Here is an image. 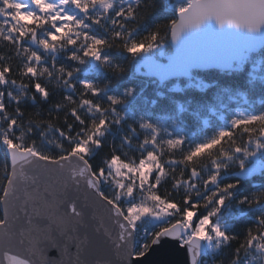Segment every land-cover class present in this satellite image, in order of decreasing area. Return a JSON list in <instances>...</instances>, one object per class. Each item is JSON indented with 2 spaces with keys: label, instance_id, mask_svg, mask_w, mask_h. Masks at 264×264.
<instances>
[{
  "label": "snow or ice",
  "instance_id": "obj_1",
  "mask_svg": "<svg viewBox=\"0 0 264 264\" xmlns=\"http://www.w3.org/2000/svg\"><path fill=\"white\" fill-rule=\"evenodd\" d=\"M0 153V264H264V0H0Z\"/></svg>",
  "mask_w": 264,
  "mask_h": 264
},
{
  "label": "water",
  "instance_id": "obj_2",
  "mask_svg": "<svg viewBox=\"0 0 264 264\" xmlns=\"http://www.w3.org/2000/svg\"><path fill=\"white\" fill-rule=\"evenodd\" d=\"M46 223L45 221H41V224ZM172 259L171 256L168 255L165 249H156L145 259L144 264H164L166 261H170Z\"/></svg>",
  "mask_w": 264,
  "mask_h": 264
},
{
  "label": "trees",
  "instance_id": "obj_3",
  "mask_svg": "<svg viewBox=\"0 0 264 264\" xmlns=\"http://www.w3.org/2000/svg\"><path fill=\"white\" fill-rule=\"evenodd\" d=\"M141 79L143 80L145 88L149 92H151V90L154 88V85H152L151 82L149 80H147L146 78H141ZM135 82L139 83L140 80H137ZM239 107H240L239 105L233 104L232 110L235 111ZM218 123H220V121H218V120L210 121L209 125L205 128V134L210 135L211 134V127L213 126V124H218ZM2 163H3V155H2V153H0V164H2ZM241 227H243V225Z\"/></svg>",
  "mask_w": 264,
  "mask_h": 264
}]
</instances>
